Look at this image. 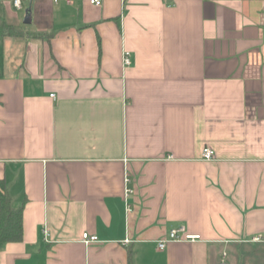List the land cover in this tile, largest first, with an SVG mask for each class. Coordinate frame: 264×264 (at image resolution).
Segmentation results:
<instances>
[{"label":"crops","instance_id":"crops-1","mask_svg":"<svg viewBox=\"0 0 264 264\" xmlns=\"http://www.w3.org/2000/svg\"><path fill=\"white\" fill-rule=\"evenodd\" d=\"M1 181L0 264H264V0H0Z\"/></svg>","mask_w":264,"mask_h":264},{"label":"trees","instance_id":"trees-1","mask_svg":"<svg viewBox=\"0 0 264 264\" xmlns=\"http://www.w3.org/2000/svg\"><path fill=\"white\" fill-rule=\"evenodd\" d=\"M23 239V206L15 207L4 181L0 182V252L7 242ZM129 264L131 254H129Z\"/></svg>","mask_w":264,"mask_h":264},{"label":"built area","instance_id":"built-area-1","mask_svg":"<svg viewBox=\"0 0 264 264\" xmlns=\"http://www.w3.org/2000/svg\"><path fill=\"white\" fill-rule=\"evenodd\" d=\"M90 1L96 4L101 3V0H90ZM13 2L18 7H21L22 5V0H13ZM130 54H131L130 50H127V49L124 50L123 52V63L126 66L131 64ZM51 96L55 97V93H52ZM202 157L204 159L213 158L214 150L210 146L204 147L202 151ZM125 181L126 182L128 181L127 176L125 177ZM130 192H132V190L129 187H125L126 209L128 212L132 210L129 202L127 201V197L129 196ZM45 233L46 235L48 234V229H45ZM200 238H201L200 234L189 233L184 226L172 227L171 229H169L166 237L158 240V247L160 249H163L164 247H166L167 243L172 240H192L194 241ZM256 238L259 239V237H256ZM98 240H99L98 235L95 233H89V232L83 233V241L85 243H92ZM128 241L129 239H125V242H128Z\"/></svg>","mask_w":264,"mask_h":264},{"label":"water","instance_id":"water-1","mask_svg":"<svg viewBox=\"0 0 264 264\" xmlns=\"http://www.w3.org/2000/svg\"><path fill=\"white\" fill-rule=\"evenodd\" d=\"M32 15H31V10L30 9H27L26 10V15H25V18H24V22L25 23H29V22H31V20H32V17H31ZM220 264H228L227 262H225V261H223V262H221Z\"/></svg>","mask_w":264,"mask_h":264},{"label":"rangeland","instance_id":"rangeland-1","mask_svg":"<svg viewBox=\"0 0 264 264\" xmlns=\"http://www.w3.org/2000/svg\"><path fill=\"white\" fill-rule=\"evenodd\" d=\"M24 13V15H25V10H22V14ZM24 18V17H23Z\"/></svg>","mask_w":264,"mask_h":264}]
</instances>
